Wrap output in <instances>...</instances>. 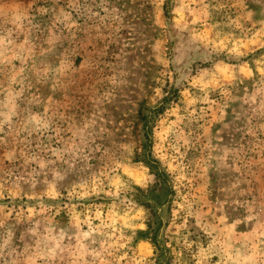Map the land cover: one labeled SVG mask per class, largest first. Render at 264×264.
Here are the masks:
<instances>
[{"label": "rangeland", "instance_id": "374dc122", "mask_svg": "<svg viewBox=\"0 0 264 264\" xmlns=\"http://www.w3.org/2000/svg\"><path fill=\"white\" fill-rule=\"evenodd\" d=\"M0 264H264V0H0Z\"/></svg>", "mask_w": 264, "mask_h": 264}]
</instances>
